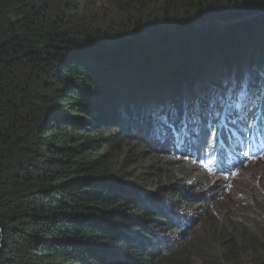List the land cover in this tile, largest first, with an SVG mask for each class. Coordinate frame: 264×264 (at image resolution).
Here are the masks:
<instances>
[{
	"label": "trees",
	"instance_id": "trees-1",
	"mask_svg": "<svg viewBox=\"0 0 264 264\" xmlns=\"http://www.w3.org/2000/svg\"><path fill=\"white\" fill-rule=\"evenodd\" d=\"M149 2L126 0L125 7ZM76 14L66 0H0V264H181L168 254L171 240L159 234L180 229L185 238L193 225L194 218L175 211L185 194L175 183L183 177L169 172L160 187L165 198L143 200L144 192L123 180L129 151L110 141H131L143 157L148 145L155 147L170 169L179 163L170 157L176 132L186 148L215 144L212 96L220 95L227 111L235 106L224 103L235 83L236 91L258 96L264 53H245L259 66L255 72L214 50L256 37L251 25L264 18V0H166L162 20L126 19L104 31ZM235 28L240 36L225 31ZM196 52L194 68L177 60ZM235 68L243 73L234 76ZM162 88L172 107L155 97ZM185 126L190 130L180 132ZM141 163L151 166L149 156ZM193 202L188 205L200 209L207 225L195 251L205 264H213L205 253L217 234L232 239L233 228L241 247L264 254V224H251V232L221 204ZM238 204L248 216L246 208L261 211L264 220V202Z\"/></svg>",
	"mask_w": 264,
	"mask_h": 264
},
{
	"label": "rangeland",
	"instance_id": "rangeland-1",
	"mask_svg": "<svg viewBox=\"0 0 264 264\" xmlns=\"http://www.w3.org/2000/svg\"><path fill=\"white\" fill-rule=\"evenodd\" d=\"M69 1V4L71 6L75 7L77 11V18L79 20H84L88 24H90V27L92 28H99L100 31H104L107 26L113 24L112 26H122V24L125 22L126 19L129 21H135L140 20L143 21L144 19L148 18H156L157 20L160 19V11L162 8V4L166 2V0H151V2L147 3V5L144 6V8H139L138 10H134L131 8L125 7L126 0H66ZM220 24V23H219ZM245 25H242L241 27H244ZM252 28L255 27L254 31H257V36L254 37L252 40H250L247 43L244 42H237L234 45V48H239L241 51L232 48L228 51L225 49H221L220 47H217L214 51L215 55L218 57H221V59L225 55L233 54L235 61H238L239 64H241L240 68L242 71H246V67L250 66L251 69H253L255 72H258L259 66L256 65L257 63H251V61H248L249 55H246L245 53L251 52V49L256 50L257 52L264 53V18L263 19H256L255 22H252ZM246 28V27H244ZM230 30V31H229ZM242 30V29H240ZM240 30L238 29H227L225 31H229L230 33H235L237 36H240ZM219 31H222L219 29ZM218 31V32H219ZM224 31V32H225ZM216 35L214 34V37ZM213 37V38H214ZM241 38V37H240ZM177 44H178V40ZM254 45L255 47H251ZM197 47L196 45L194 46ZM183 51V50H182ZM244 52V53H243ZM171 53V51H170ZM237 53L239 55H237ZM183 57L184 59H188V61H183L182 58L179 60L177 59L183 66H187L188 64L191 65L190 67H193L196 65V61L200 59L201 57L198 55L199 53H192L187 54ZM197 54V55H196ZM169 59L174 62V55L171 53V55L168 56ZM244 58V59H243ZM243 59L245 62L240 60ZM250 60V59H249ZM235 61L230 62V66L235 67L236 63ZM255 61V60H253ZM263 61H264V55H263ZM220 66H225V62H222L219 64ZM253 66V67H252ZM181 69V67H178ZM238 68V67H237ZM237 68H235L233 71L234 76H239L241 73ZM263 68V75H264V66ZM149 73L150 72H146ZM221 75V73H220ZM203 78H199L198 82L201 81ZM204 79L206 77L204 76ZM225 82L226 79L224 80ZM264 82V78L262 80ZM205 86V82L203 83V87ZM240 86V85H239ZM235 85H233V90L231 95V98H228L230 105L234 101L241 102L240 104L244 103L246 99L249 97L247 93L244 91H241V88L239 91L234 90ZM206 90V89H204ZM170 91L166 88H162V90L156 91L155 97L156 98H162L163 100H167V104H169L170 107L173 106V103H171L170 100H172V95L170 96ZM198 99V92L195 93L193 96L194 99ZM181 101L185 102V97H180ZM160 100V99H159ZM214 100L213 105L217 106L216 109L211 110V115L214 113L216 114V118L223 119L221 117V112H217L218 108L223 104V100H221L220 95L214 94L212 96V99ZM251 102L253 99L250 100ZM166 103V102H165ZM202 102L200 104L203 105ZM249 105H243V113H248L249 109L256 106L255 103H249ZM205 105V104H204ZM165 107V105H164ZM248 109V110H247ZM198 108H196L193 113H189V115L186 116V118L189 120L192 119V116L197 114ZM228 112H224V117L226 116ZM245 114V115H246ZM200 116V114H198ZM219 116V117H218ZM215 127H219V123L217 122L215 124ZM101 136L103 139H108V135L105 133V129L101 132ZM134 138V137H133ZM110 144L113 146H120L123 150L126 152L129 151L130 153V160L131 162L127 164V171L125 174H127L126 178L123 180L128 181L129 183H132L137 188L140 189V191H143L144 194L142 195V199H156L158 198H165L163 191L160 190V187H162L163 183H166V180L163 179V176L166 174H169V172H173L174 170L178 172L179 175L183 177V179L179 182H176L175 184L178 185V187L181 189L182 192H185L184 197L182 199H178L176 202V205L178 209H175V211L179 212V214H182L186 218H194L193 225L190 224V227L187 229V231L184 234L185 238L180 237L181 230H173L170 233H165L164 235L159 234L161 237H167L171 240V246L169 255L173 254V263L175 261L181 262V264H205L202 261V258L198 257L195 254L196 249L198 248V240L201 238V234L206 231L207 225L203 222H201L202 217L199 215L201 214L200 209L194 210V208L190 207L188 204H193L195 198H209L213 203L211 204V207H217L219 204L223 207V209L227 210V212H230L234 217V222L238 225H241L243 227H247L250 229L251 232H253V229L251 226L254 224L261 225L264 224V220L261 217H258L259 213L261 211L253 210L246 208L248 211H251L250 216L244 214L246 211L244 209H241L238 202L239 201H246L247 207H252L254 204H258L259 202H264V157L260 158L259 160H256L254 162H246L241 167L238 168L237 172H239V175L236 177H232L230 179H225L223 176L217 177L211 175L208 171H197L195 168L196 165L192 163L191 161L180 157L176 155L175 152H173V155H169L172 158L178 159L179 163L177 164V168L170 169L169 166L164 165L162 162L163 158L160 157L155 150L151 149L155 147L147 148L145 152V157L149 156L150 159V165L148 164H142L141 160L142 158H145L141 155V151L138 147L134 146L131 141L126 142L120 137L118 138H111ZM138 139V138H134ZM148 158V157H147ZM153 166V168H151ZM155 168L156 171H155ZM154 170V171H153ZM161 175V176H160ZM160 177L159 183L156 178ZM156 177V178H155ZM171 181H174L171 179ZM174 183V182H173ZM166 200V199H165ZM161 205L165 204L168 205L166 201H161ZM243 205V204H240ZM196 208V207H195ZM220 209V207H219ZM244 214V215H243ZM164 223V222H163ZM165 224V223H164ZM230 230V229H229ZM230 232V233H229ZM227 232V235L231 234L232 239L230 237H227L226 235H222L220 239L219 233L217 234L216 243L213 244L210 249L206 251L205 254L208 257L209 260L213 262V264H264V254H257L254 251H251L248 249L247 246L241 247L237 240H234L236 236H240L239 233H237V230L235 228L231 229V231ZM159 238V237H158ZM230 239V240H229ZM236 243V244H235ZM206 250V249H205ZM175 258V259H174Z\"/></svg>",
	"mask_w": 264,
	"mask_h": 264
},
{
	"label": "water",
	"instance_id": "water-1",
	"mask_svg": "<svg viewBox=\"0 0 264 264\" xmlns=\"http://www.w3.org/2000/svg\"><path fill=\"white\" fill-rule=\"evenodd\" d=\"M223 25V24H222ZM196 27L198 26V25H195Z\"/></svg>",
	"mask_w": 264,
	"mask_h": 264
}]
</instances>
